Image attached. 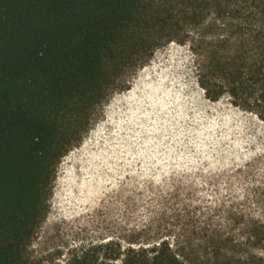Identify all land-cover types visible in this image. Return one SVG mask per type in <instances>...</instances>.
I'll return each mask as SVG.
<instances>
[{"label": "trees", "instance_id": "trees-1", "mask_svg": "<svg viewBox=\"0 0 264 264\" xmlns=\"http://www.w3.org/2000/svg\"><path fill=\"white\" fill-rule=\"evenodd\" d=\"M173 40L207 99L264 121V0H0V264H40L29 248L62 156L120 78ZM169 184L134 192L128 237L62 264H264V157Z\"/></svg>", "mask_w": 264, "mask_h": 264}, {"label": "rangeland", "instance_id": "rangeland-1", "mask_svg": "<svg viewBox=\"0 0 264 264\" xmlns=\"http://www.w3.org/2000/svg\"><path fill=\"white\" fill-rule=\"evenodd\" d=\"M120 79L57 166L29 248L37 263L62 264L82 246L128 237L139 220L136 191L167 189L170 178L198 185L264 157V121L227 97L207 99L188 45L170 41Z\"/></svg>", "mask_w": 264, "mask_h": 264}]
</instances>
